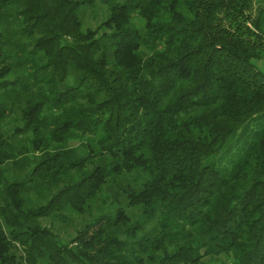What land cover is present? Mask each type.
Returning a JSON list of instances; mask_svg holds the SVG:
<instances>
[{"label":"trees","instance_id":"trees-1","mask_svg":"<svg viewBox=\"0 0 264 264\" xmlns=\"http://www.w3.org/2000/svg\"><path fill=\"white\" fill-rule=\"evenodd\" d=\"M264 0H0V264H264Z\"/></svg>","mask_w":264,"mask_h":264},{"label":"rangeland","instance_id":"rangeland-1","mask_svg":"<svg viewBox=\"0 0 264 264\" xmlns=\"http://www.w3.org/2000/svg\"><path fill=\"white\" fill-rule=\"evenodd\" d=\"M255 65L264 73V59L255 61Z\"/></svg>","mask_w":264,"mask_h":264}]
</instances>
